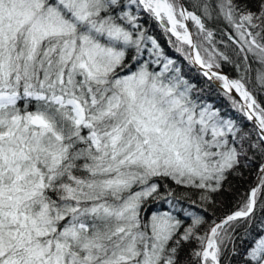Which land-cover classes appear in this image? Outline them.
Segmentation results:
<instances>
[{
	"label": "snow or ice",
	"instance_id": "6c2138e0",
	"mask_svg": "<svg viewBox=\"0 0 264 264\" xmlns=\"http://www.w3.org/2000/svg\"><path fill=\"white\" fill-rule=\"evenodd\" d=\"M145 17L242 121L194 96ZM258 205L264 0H0V264H231ZM243 264H264V221Z\"/></svg>",
	"mask_w": 264,
	"mask_h": 264
},
{
	"label": "trees",
	"instance_id": "16d2710c",
	"mask_svg": "<svg viewBox=\"0 0 264 264\" xmlns=\"http://www.w3.org/2000/svg\"><path fill=\"white\" fill-rule=\"evenodd\" d=\"M145 28L148 29V34L152 35L160 44L161 48L164 50L166 55L174 58L178 61L182 68V75L185 79L193 84L194 96L200 98L202 102L212 104L215 108L221 111V114L226 117H231L237 121H242L243 117L237 113L231 106V102L225 97L222 91L214 85L211 81L204 78L199 72H197L195 67L190 66L175 48L169 44L170 33L165 34L163 30L158 26L157 22L144 18ZM219 32V29H217ZM175 41V37H171ZM217 39H225V37L217 36ZM222 70L230 76V78H236L237 72L232 65H223ZM249 156H252V151H249ZM260 163V157L257 155L254 157L251 166H242L240 172L235 175H230L228 180L225 182L224 188L219 192L214 194V199L216 204L214 207H210L208 215L220 217L224 213L231 211L236 206L238 198L245 192L248 191L250 187L256 182L257 175V165ZM166 183H170L165 181ZM174 186V185H173ZM175 187V186H174ZM195 198V197H193ZM160 205L158 203H149L146 211L151 212L155 210ZM261 221H264V208L257 206L254 217L250 224H243L237 228V235L241 236L245 234V230L248 235L243 241L237 240L238 254L234 256L231 260V264H243V257L245 250L248 249L253 240L261 234ZM195 247L194 244L186 245L184 252L182 253V259L187 256L190 248Z\"/></svg>",
	"mask_w": 264,
	"mask_h": 264
},
{
	"label": "water",
	"instance_id": "95a60500",
	"mask_svg": "<svg viewBox=\"0 0 264 264\" xmlns=\"http://www.w3.org/2000/svg\"><path fill=\"white\" fill-rule=\"evenodd\" d=\"M223 71V70H222ZM224 72V71H223ZM225 73V72H224ZM226 74V73H225ZM229 76V75H228ZM230 77V76H229ZM213 83V82H212ZM214 85H216L217 86V83H213ZM256 184V182L254 183V185ZM253 185V186H254Z\"/></svg>",
	"mask_w": 264,
	"mask_h": 264
}]
</instances>
